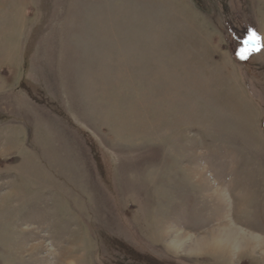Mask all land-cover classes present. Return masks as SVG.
Wrapping results in <instances>:
<instances>
[{
	"label": "rangeland",
	"instance_id": "rangeland-1",
	"mask_svg": "<svg viewBox=\"0 0 264 264\" xmlns=\"http://www.w3.org/2000/svg\"><path fill=\"white\" fill-rule=\"evenodd\" d=\"M264 0H0V264H264Z\"/></svg>",
	"mask_w": 264,
	"mask_h": 264
},
{
	"label": "snow or ice",
	"instance_id": "snow-or-ice-1",
	"mask_svg": "<svg viewBox=\"0 0 264 264\" xmlns=\"http://www.w3.org/2000/svg\"><path fill=\"white\" fill-rule=\"evenodd\" d=\"M244 47H242L237 56L240 60H247L252 53L261 51L264 45L261 44V38L254 31H250L248 39L244 42Z\"/></svg>",
	"mask_w": 264,
	"mask_h": 264
},
{
	"label": "crops",
	"instance_id": "crops-1",
	"mask_svg": "<svg viewBox=\"0 0 264 264\" xmlns=\"http://www.w3.org/2000/svg\"><path fill=\"white\" fill-rule=\"evenodd\" d=\"M187 264V263H186Z\"/></svg>",
	"mask_w": 264,
	"mask_h": 264
}]
</instances>
